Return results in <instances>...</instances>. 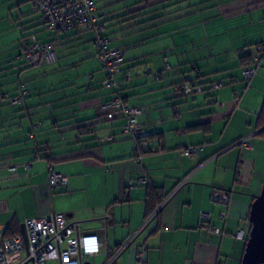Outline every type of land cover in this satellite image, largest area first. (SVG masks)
I'll list each match as a JSON object with an SVG mask.
<instances>
[{"label":"crops","instance_id":"crops-1","mask_svg":"<svg viewBox=\"0 0 264 264\" xmlns=\"http://www.w3.org/2000/svg\"><path fill=\"white\" fill-rule=\"evenodd\" d=\"M95 2L103 33L122 51L119 91L103 85L92 31L53 32L31 2L0 0V229L23 234L28 218L63 213L81 233L100 235L106 249L93 264L131 238L119 264H140L142 246L147 264H243L264 184V65L247 80L244 62L264 53V0ZM33 35L53 56L29 66L21 45ZM187 77L206 90L178 91ZM16 94L21 102L8 99ZM117 96L142 109L140 146L121 113L102 109ZM39 145L48 158L35 157ZM191 146L198 155L183 156ZM49 166L68 183L53 189ZM144 176L167 196L148 223ZM215 189L229 191V202L215 201Z\"/></svg>","mask_w":264,"mask_h":264},{"label":"built area","instance_id":"built-area-1","mask_svg":"<svg viewBox=\"0 0 264 264\" xmlns=\"http://www.w3.org/2000/svg\"><path fill=\"white\" fill-rule=\"evenodd\" d=\"M41 11L47 20V25L51 30L68 31L74 28H84L95 34V48L97 55L102 60L108 71V77L103 82L106 87H112L116 91L121 88V83L115 80V75L123 61L122 51L111 46L110 37L103 35L105 27L97 13V6L94 0H27ZM21 54L24 60L35 65L43 59L53 56L50 45H42L35 36L29 43L21 45ZM264 65V58L260 55L254 57L252 64L244 67V76L251 79L257 69ZM224 83H218L220 87ZM25 87V86H23ZM176 89L184 93H193L202 90V86H191L183 81ZM24 94V92L22 93ZM12 98V101L21 102L23 96ZM241 94L234 93L235 101H239ZM107 112L108 117H113L121 113L125 118L124 130L135 139L146 135L144 124L140 117L142 109L138 106H131L123 98L117 96L114 100L102 107ZM107 140H112L108 137ZM247 147H253L247 139H242ZM199 153V148L191 146L182 150L181 154L189 158H195ZM36 157V155H35ZM28 169L30 164L25 165ZM16 170V166L11 168ZM49 180L53 189L66 185L68 177L58 173L53 166H49ZM146 176L139 179V183H146ZM229 191L215 189L213 199L217 202H229ZM154 216L148 218L150 220ZM206 224L211 221V215L202 214ZM147 220V221H148ZM210 232L219 233V229L208 225ZM26 234L28 239V249L26 248L23 234L7 236L4 230L0 229V264H85L90 259L103 252L105 244L98 233H81L79 222H70L63 213L49 214L40 217L28 218L25 221ZM241 234V232H240ZM130 244V240L120 247L107 249L108 259L104 264H119L121 253ZM136 259L140 264H147V251L142 249L137 251Z\"/></svg>","mask_w":264,"mask_h":264},{"label":"trees","instance_id":"trees-1","mask_svg":"<svg viewBox=\"0 0 264 264\" xmlns=\"http://www.w3.org/2000/svg\"><path fill=\"white\" fill-rule=\"evenodd\" d=\"M95 1V0H94ZM96 3V2H95ZM38 11L41 13V11L38 9ZM41 16H42V18H43V20H44V23H45V25L47 26V28L48 29H50L49 27H48V25H47V20H46V18L44 17V15L41 13ZM100 20H101V22L103 23V24H105L104 22H103V20L100 18ZM51 30V29H50ZM51 31H53V32H60V31H63V30H51ZM69 31V30H68ZM102 33H103V31H102ZM103 35H106V36H108V37H110L109 35H107V34H105V33H103ZM33 36H35V35H33ZM32 36V37H33ZM36 37V36H35ZM32 39V38H31ZM38 40V39H37ZM31 41V40H30ZM29 41V42H30ZM29 42H25V43H29ZM41 44V43H40ZM42 45H47V44H42ZM257 46H259V45H257ZM262 46V45H261ZM258 51H259V53H257L258 55H260L262 58H264V53H263V48L262 47H259V49H258ZM256 54V55H257ZM21 55V57H22V54H20ZM255 55V56H256ZM254 56V57H255ZM254 57H252V55H251V57L250 58H248L247 60H245V62L244 63H246L245 64V66L247 65V64H252L253 62H254ZM23 58V57H22ZM24 59V58H23ZM25 61V60H24ZM25 64H27V65H29V66H31L30 64H28L26 61H25ZM185 82H188L191 86H194V87H196V86H202L201 84H198L197 82H195L193 79H190V78H186V80H185ZM218 83H221V82H223L224 84L222 85V86H224L225 84H226V82H225V80H219V81H217ZM212 85V84H211ZM210 85V87L209 88H207V90H213L214 89V87L213 86H211ZM202 90H206V89H202ZM182 93H184V92H182ZM190 94V93H189ZM20 94H16V96H19ZM16 96H12V97H10V98H8V99H10V100H12V98L13 97H16ZM7 98V97H6ZM16 103H18V102H16ZM144 128H145V126H144ZM145 130H146V128H145ZM148 134V132H147V130H146V135L145 136H142V137H140V138H136V141H137V143H138V145L140 146V144H141V142L142 141H144L145 139H146V137L148 136L147 135ZM149 137H152V136H150L149 135ZM152 146H147L146 147V152H149V151H151L152 150V148H151ZM48 148L46 147L45 148V146L44 145H39V147L37 148V149H35L34 150V153H35V155H36V158H42V157H44V158H48L49 156L48 155H43L42 153L43 152H45L46 150H47ZM137 155L138 156H140L139 155V153H137ZM139 158V157H138ZM50 159V158H49ZM51 164V163H50ZM141 178V177H140ZM139 178V179H140ZM142 184H146L147 185V187H148V199H147V204H148V212H147V218H149L150 216H152V214L154 213V216L153 217H156V216H158V214H159V212L161 211V207H162V204H163V202L164 201H166L165 199H166V195L165 194H163L162 192H161V190H160V188L159 187H157V186H155V185H153L149 180L146 182V183H142ZM219 203H221V202H219ZM228 203V202H227ZM226 204V203H225ZM152 217V218H153ZM151 218V219H152ZM150 219V220H151ZM211 219H212V217H211ZM150 220H148V221H150ZM202 220H203V224L204 225H211V221H210V223L209 224H206L205 223V220L203 219V217H202ZM148 221L146 222V223H148ZM209 227V226H208ZM219 232H220V229H219ZM130 240V244L127 246V247H129V246H131V243H132V238L131 239H129ZM129 240H127V241H129ZM127 241H125L124 243H122V244H120V245H118V246H116V247H120L121 245H123V244H125ZM146 249V251H147V253H148V249H147V247H145V246H142L141 248H139L138 249V251H140V250H142V249Z\"/></svg>","mask_w":264,"mask_h":264},{"label":"water","instance_id":"water-1","mask_svg":"<svg viewBox=\"0 0 264 264\" xmlns=\"http://www.w3.org/2000/svg\"><path fill=\"white\" fill-rule=\"evenodd\" d=\"M250 222L252 226L243 257V264H264V184L262 191L252 203ZM22 231L26 248L28 249L25 224ZM85 264H90V262H86Z\"/></svg>","mask_w":264,"mask_h":264},{"label":"rangeland","instance_id":"rangeland-1","mask_svg":"<svg viewBox=\"0 0 264 264\" xmlns=\"http://www.w3.org/2000/svg\"><path fill=\"white\" fill-rule=\"evenodd\" d=\"M63 186V185H62ZM62 186H60L59 188H61ZM94 186V185H93ZM96 264V263H95Z\"/></svg>","mask_w":264,"mask_h":264}]
</instances>
